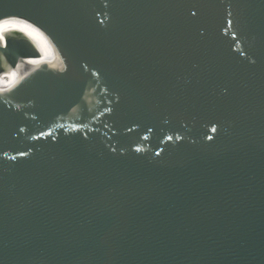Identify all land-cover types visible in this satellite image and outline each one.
Segmentation results:
<instances>
[{
    "label": "water",
    "instance_id": "water-1",
    "mask_svg": "<svg viewBox=\"0 0 264 264\" xmlns=\"http://www.w3.org/2000/svg\"><path fill=\"white\" fill-rule=\"evenodd\" d=\"M0 264H264V0H0Z\"/></svg>",
    "mask_w": 264,
    "mask_h": 264
}]
</instances>
